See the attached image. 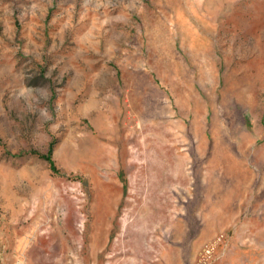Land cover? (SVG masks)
<instances>
[{
	"label": "rangeland",
	"instance_id": "1",
	"mask_svg": "<svg viewBox=\"0 0 264 264\" xmlns=\"http://www.w3.org/2000/svg\"><path fill=\"white\" fill-rule=\"evenodd\" d=\"M0 264H264V0H0Z\"/></svg>",
	"mask_w": 264,
	"mask_h": 264
},
{
	"label": "trees",
	"instance_id": "2",
	"mask_svg": "<svg viewBox=\"0 0 264 264\" xmlns=\"http://www.w3.org/2000/svg\"><path fill=\"white\" fill-rule=\"evenodd\" d=\"M52 152H53V146L50 147L49 151L46 154H43L41 156L50 163V166L53 170H57V166L53 159Z\"/></svg>",
	"mask_w": 264,
	"mask_h": 264
}]
</instances>
